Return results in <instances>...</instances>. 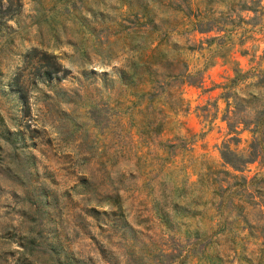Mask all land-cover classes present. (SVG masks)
<instances>
[{
    "label": "rangeland",
    "instance_id": "1",
    "mask_svg": "<svg viewBox=\"0 0 264 264\" xmlns=\"http://www.w3.org/2000/svg\"><path fill=\"white\" fill-rule=\"evenodd\" d=\"M168 3L0 0V264L46 263L53 237L75 264H264V141L242 171L220 156L264 132V0L141 55Z\"/></svg>",
    "mask_w": 264,
    "mask_h": 264
},
{
    "label": "trees",
    "instance_id": "2",
    "mask_svg": "<svg viewBox=\"0 0 264 264\" xmlns=\"http://www.w3.org/2000/svg\"><path fill=\"white\" fill-rule=\"evenodd\" d=\"M158 1V0H157ZM261 0H169V3L167 4L170 9V15L169 18H164L163 25H154L153 31L156 32V38H159L158 44L153 47L149 48L148 46L142 47L141 49V55L145 54L148 50L153 53H163L164 51L161 50V47L163 45L162 41L165 40L168 33L175 31L178 29L177 23L179 20H187L189 21L191 27L199 32L204 33L212 30L215 27H224L227 25L235 26L240 22H246L245 18L242 16L243 11H251L254 14L257 12L258 7H261L260 5ZM150 11H146V13H143V16H149ZM173 16V17H172ZM171 17V18H170ZM164 26V27H163ZM151 33V32H150ZM243 55L247 53V51L241 52ZM57 65V64H56ZM150 65L146 67L145 73L146 79L142 78L141 84H144L145 82H149L151 84L150 91L146 94H143L145 99H147L149 102H152L157 95V85L156 79H152L151 76H155L156 70H151ZM62 66L57 65L54 72L61 70ZM166 75L167 77H177L181 76L182 72L173 73V70H175V67H171L167 69ZM53 71L49 70L46 71L45 74L47 76L51 75ZM144 73V72H143ZM259 76V77H258ZM257 80L250 83V85L253 86H264L262 85L264 82V72L262 74L256 75ZM15 85L17 86V89L22 94V97L24 101L26 102V89L24 87H20V83L18 80H15ZM235 81V80H233ZM181 100V99H180ZM183 106V103L180 105ZM159 124L156 126V131L159 133L160 127ZM259 123L255 125L251 132L253 133V140L249 143L248 147L244 149L243 151H237L232 150L230 148V141L236 140L240 141L238 137H232L227 142H224L222 144V147L220 149V156L222 159V166H230L235 171H242V167L245 166L247 163H251L256 160V158L259 155V151L261 148V144L263 143V139L261 140L258 138L256 134L261 133L262 137H264V132L260 131L259 129ZM227 172V171H226ZM228 173V172H227ZM236 177V175H234ZM242 179H246L244 176H240ZM27 192V191H26ZM41 195H45L41 193ZM260 203L264 204V194L261 195ZM40 203V202H39ZM42 203V202H41ZM41 207L45 205V203H42ZM37 210L39 211L41 208L39 205L36 206ZM41 212H37L39 214ZM38 225H45L44 220L41 217L40 222ZM34 229H37V227H32L30 229H27L25 232H23V237L21 238L23 247L30 246L34 242ZM48 233H53V228L48 225L47 227ZM46 241V247L49 249V255L48 260L44 264H57L58 261L61 260V257L64 258V260H72L73 258L70 257L67 253L62 254L61 250L57 247V239L55 237L51 238L50 241ZM71 263V262H70ZM30 264H35L31 263ZM73 264H75L73 262Z\"/></svg>",
    "mask_w": 264,
    "mask_h": 264
}]
</instances>
